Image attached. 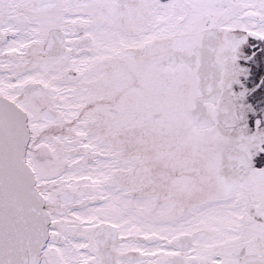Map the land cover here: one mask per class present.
<instances>
[{"label": "snow or ice", "instance_id": "obj_1", "mask_svg": "<svg viewBox=\"0 0 264 264\" xmlns=\"http://www.w3.org/2000/svg\"><path fill=\"white\" fill-rule=\"evenodd\" d=\"M0 264H264V0H0Z\"/></svg>", "mask_w": 264, "mask_h": 264}]
</instances>
